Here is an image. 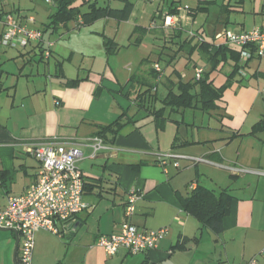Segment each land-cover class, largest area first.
Returning <instances> with one entry per match:
<instances>
[{
	"label": "crops",
	"instance_id": "obj_1",
	"mask_svg": "<svg viewBox=\"0 0 264 264\" xmlns=\"http://www.w3.org/2000/svg\"><path fill=\"white\" fill-rule=\"evenodd\" d=\"M35 1L42 0H30L32 6L15 10L2 4L0 35L5 30L4 13H11L23 23L32 15L34 22L30 26L42 30L55 5L39 26L31 12L36 11ZM178 6L179 0L172 1L165 12ZM157 10L160 13L152 15V19L162 13ZM188 15L195 14L179 11L181 20L168 28L163 27L162 19L160 36L167 40L178 30L182 32V24L191 21ZM121 21L104 17L77 29L75 21L53 31L48 29L44 38L52 46L47 58L40 55L37 42L15 48L0 44V209L8 196L23 194L36 182L40 162L32 154L34 143L68 141L81 152L76 164L86 184L82 198L89 207L59 225L61 236H66L75 248L72 261L65 264H246L252 258H256V264H264V256L259 254L264 247V176L233 171L241 166L264 170V92L259 84L251 83L264 76L262 60L251 57L243 67L245 74L239 73L237 66V72L228 78L234 59L227 58L210 70L208 54L195 51L198 61L191 59L193 54L186 58V66H192L193 73L188 77L181 72V76L193 77L194 68L200 66L204 72L210 71L208 78L215 87L228 83L220 106L209 111L194 109L207 113L206 121L204 116L185 121L167 111L168 119L158 125L151 112L161 105L166 76L179 56L155 81L146 75L149 69L143 70L150 81L163 84L165 93L158 96L155 86L150 91L156 93L155 98L144 96V101H138L136 97L143 91L139 82L144 75L138 74L139 81L132 83L133 62L121 59L125 55L122 49H129L116 40ZM135 26L148 31L147 26L135 24L131 30L134 40L140 35L133 31ZM258 27H264V21ZM220 28L216 24L196 28L211 42V54L221 43L216 44L221 39L218 34L224 31ZM105 37L117 43L115 52L107 53ZM228 46L240 50L236 45ZM182 49L188 55L190 44H184ZM38 52L40 64L34 65L32 60ZM143 61L144 58L137 63L141 65ZM155 64L156 61L151 66ZM74 79L79 81L70 84ZM122 113L126 114L127 124L112 142H103L105 148L91 156V138L96 136L98 126L111 123ZM193 157L207 161L194 162ZM191 183L215 191L229 188L232 198L221 232L201 227L194 216L183 210L182 200L189 194ZM130 190L137 191L139 197L134 213L125 218L123 207ZM126 220L140 228L167 227L168 231L156 248L136 254L134 259L126 258L124 249L107 255L96 245L98 236L117 233ZM17 238L13 231L0 235V264L3 256H13L16 263L17 251L15 257L13 252L16 245L18 248ZM32 264H38L36 255Z\"/></svg>",
	"mask_w": 264,
	"mask_h": 264
},
{
	"label": "built area",
	"instance_id": "obj_2",
	"mask_svg": "<svg viewBox=\"0 0 264 264\" xmlns=\"http://www.w3.org/2000/svg\"><path fill=\"white\" fill-rule=\"evenodd\" d=\"M53 3V0H42ZM200 1V0H198ZM190 7L178 6V14H165L163 27H171L181 20L179 11ZM264 13V9H263ZM23 23L11 13L3 14L5 30L0 35V44L7 47L24 46L28 42H37L43 48V57L50 55L52 42L44 38L43 32L30 26L34 22L32 15L27 16ZM188 35H194L193 30ZM218 37L226 44H233L240 48L239 71L245 74L243 67L247 59L252 56L264 58V27L253 28L241 32L224 30ZM155 70L161 77L162 69L155 64ZM203 67L194 68V77L200 78ZM91 156L105 148L99 136L91 138ZM32 154L40 162L36 182L28 187L23 194L10 195L6 205L0 209V229L15 232L18 236L17 264H32L34 237L37 231L46 230L53 234H61L59 225H63L89 206L83 201V177L77 167L81 158L80 150L68 141L51 139L35 142ZM168 155V154H167ZM159 159L164 162L163 156ZM194 162L207 161L203 157H193ZM178 165V163H176ZM233 171L238 173H254L264 176L263 169L237 167ZM194 183L188 188L193 189ZM139 194L135 190L127 193L123 216L129 218L135 211V202ZM167 227L158 229H145L129 221L121 224L117 233L102 234L98 236L96 245L103 248L111 256L121 249L128 254L144 253L156 248L159 241L167 233ZM264 256V247L260 250ZM246 264H256V258L250 259Z\"/></svg>",
	"mask_w": 264,
	"mask_h": 264
},
{
	"label": "trees",
	"instance_id": "obj_3",
	"mask_svg": "<svg viewBox=\"0 0 264 264\" xmlns=\"http://www.w3.org/2000/svg\"><path fill=\"white\" fill-rule=\"evenodd\" d=\"M76 0H53L55 5L54 11L48 16V20L44 23L43 29L41 30L44 35V31L51 29L55 30L58 26L66 25L69 21H75L76 24L74 29H77L84 25H89L93 21L99 18H114L116 20H126L128 19L132 11V3L129 0H122L123 5L120 8H115L110 5H98L97 0H80L79 4H75ZM86 5V10L82 11L81 6ZM200 9H206L204 6L198 8H189L187 10L188 14L194 15ZM167 14H178L177 7L170 8ZM260 28V27H259ZM262 28V27H261ZM134 32H140L138 38L134 40L136 44H140L141 37L146 32L145 28L134 27ZM194 32V35H187L181 39L182 32L177 31L174 34H171L169 40H166L165 43H175V49H169V52L166 53L167 64L171 65L172 61L176 59L177 56L182 55V47L184 44H190V49L186 58L190 56L195 51H202L208 54V59L211 61V69H215L217 63L225 62L227 58L234 59L235 65L231 73L228 74V78L232 77L238 70L239 64V55L240 50H236L226 44L221 42L218 44V48L214 54L209 53L211 47V42L206 40L204 34L198 30ZM177 42H174L175 40ZM104 44L107 50V53H113L116 51L118 45L113 39L105 37ZM40 45V44H39ZM41 47V45H40ZM220 54V56H218ZM40 55L43 56V48L41 47ZM158 55V54H157ZM158 58H161V55H158ZM253 57V56H252ZM255 57V56H254ZM259 58V57H257ZM250 59V58H249ZM247 59V60H249ZM155 63V62H154ZM156 63L159 64L158 60ZM246 64V63H245ZM160 65V64H159ZM238 66V68H237ZM161 75L165 73V67H162ZM210 71L202 72L200 78L190 77L188 79H183L181 72L176 67H173L166 76V93L160 99L161 105L157 109H153L154 120L156 124L166 121L168 116L166 112H182L186 108L191 109H201L204 111H209L220 106V100L224 89L227 87L228 83L223 84L220 87H215L213 82L208 78ZM239 73H241L239 71ZM148 77L155 81L159 77V73L155 70L154 66H151L147 72ZM173 75V78H171ZM137 77V79H136ZM139 77L136 74H132L130 77L132 83L134 81H139ZM136 79V80H135ZM79 79H74L70 81V84H76ZM150 81L146 76H143L139 82V85L143 88V91L138 94L136 99L138 101H144V96L148 98H155L156 93H151L150 91L156 86L155 82ZM141 102H138L139 105L143 106ZM125 113L120 114L114 121L109 124L99 125L96 132V136H99L104 143L107 141L112 142L120 131L123 128L127 121L124 117ZM130 119V117H127ZM83 177V175H82ZM86 187V184L83 179V191ZM190 192L182 200L183 210L190 215L194 216L201 227H207L214 233H219L222 231V219L229 212L230 202L232 195L229 193V188H221L219 191L207 188L203 185H197L193 189H189ZM141 264H147L142 262Z\"/></svg>",
	"mask_w": 264,
	"mask_h": 264
},
{
	"label": "rangeland",
	"instance_id": "obj_4",
	"mask_svg": "<svg viewBox=\"0 0 264 264\" xmlns=\"http://www.w3.org/2000/svg\"><path fill=\"white\" fill-rule=\"evenodd\" d=\"M129 1L133 3V8L129 18L127 20L121 21L118 25L116 29V31H118L116 40L119 44H122L124 45V47L129 48L122 49L123 51L121 52H125V55H123L125 57L122 56L121 59L127 60V62H133L131 68L133 69L134 74H141L145 76L143 70H148L151 67L152 63H154L156 60H158L159 64L162 67H168L166 53L169 52V49H175L176 44L165 43L166 40H164V38L160 36V26L162 24L163 16L166 14L165 10L168 7V4L176 0H164V2L162 0ZM80 2V0H76L75 4H79ZM97 3L98 5L108 4L114 7H121L123 1L97 0ZM179 3L181 7H207L206 9H200L194 15V17H191L189 15L187 16L189 20L191 19V21L182 24L181 39L187 36L190 31L193 30L196 32V28L201 30V28H206L207 25H209L210 28H212V25H219L221 27L219 30L221 31L222 29H224L232 32H240L243 30L259 28L258 26L260 25V23L264 21V0H179ZM2 4L6 5L9 9H12L13 7L14 10L18 8L21 9L24 6L29 7L33 5L30 0H1L0 6ZM35 6L36 11L31 12L35 15L37 19V25L41 26L42 23L45 22L47 19L46 14L50 12V10H53V5L46 4L42 1H35ZM86 8V5L81 6L82 11L86 10ZM157 8L161 9L162 13L159 16L156 15L155 18L152 19V15H154L155 13H160V10L156 11ZM182 11L184 13L186 12L184 8ZM135 24H140L148 27V31L143 35L140 44H136L134 42L135 35L131 36V30ZM173 41L177 42L176 39ZM219 42H223V39L221 38L216 40V44H218ZM8 50L15 49L10 48ZM157 54L161 55V58H158L159 56ZM39 56V52L35 54L34 59L32 60V63L34 65L40 64V61L38 60ZM186 57V53H182V55L177 57V59L175 60V67L179 69L180 72L185 73L189 77L193 73V71L192 66H188V64L186 66ZM191 57L192 60L198 58L194 54ZM142 58H144V61L140 65V63L137 62H139ZM43 60L45 59L43 58L42 61ZM192 60H190L189 63ZM261 60L262 61L260 62V69L262 72H264V58ZM138 65L141 66H139V70L136 68ZM189 65H191V63ZM225 69H227L226 66L223 70ZM135 70H137L138 73L135 72ZM124 72L125 74H127L126 70H124ZM251 81V83L259 84L260 90L264 92V76L261 75L257 79V81ZM155 85L158 88L157 95L162 96L165 93L163 84ZM170 115L173 117H178L179 119H181L182 117L185 121H193L195 119H199L200 116H204L205 121L206 119H208L207 113H203L200 110H194L191 108H186L182 114H175L174 112H172ZM6 233L10 234L11 231L0 229V235ZM73 251H75L73 243H70V241L66 239V236L64 235L61 236V234H53L52 232L42 229L35 234L33 255H36V261L38 264H65V261H72V257H74ZM136 256V254H128L126 258L134 259L136 258ZM55 257H57L56 261H54V259H56ZM1 258L2 257L0 256V259ZM3 259V264H14L13 256H9L7 259H5V257L3 256Z\"/></svg>",
	"mask_w": 264,
	"mask_h": 264
},
{
	"label": "water",
	"instance_id": "obj_5",
	"mask_svg": "<svg viewBox=\"0 0 264 264\" xmlns=\"http://www.w3.org/2000/svg\"><path fill=\"white\" fill-rule=\"evenodd\" d=\"M1 230H7V229H1ZM16 240H17V242H18V238H17ZM16 251H17V245H16L15 248H14V252H13L14 257H15V255H16ZM15 264H16V263H15Z\"/></svg>",
	"mask_w": 264,
	"mask_h": 264
}]
</instances>
